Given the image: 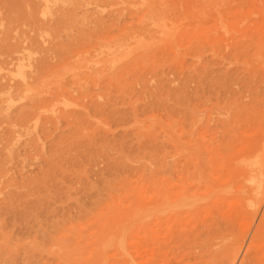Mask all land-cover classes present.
<instances>
[{
    "label": "rangeland",
    "instance_id": "374dc122",
    "mask_svg": "<svg viewBox=\"0 0 264 264\" xmlns=\"http://www.w3.org/2000/svg\"><path fill=\"white\" fill-rule=\"evenodd\" d=\"M205 1L0 0V264H128L130 255L143 264L142 200L163 179L196 192L177 206L185 212L178 228L190 237L202 216L220 222L217 197L234 198L225 211L245 224L249 217L254 229L248 198L264 177V28L259 53L247 31L252 10L250 28L240 23L248 33L230 32L248 54L226 96L215 85L229 68L219 18L234 4ZM164 219L152 264H197L200 250L187 240L179 248Z\"/></svg>",
    "mask_w": 264,
    "mask_h": 264
},
{
    "label": "bare ground",
    "instance_id": "6f19581e",
    "mask_svg": "<svg viewBox=\"0 0 264 264\" xmlns=\"http://www.w3.org/2000/svg\"><path fill=\"white\" fill-rule=\"evenodd\" d=\"M199 2H201V1H199ZM198 2V3H199ZM205 2H208L209 3V1L208 0H206ZM233 2V4L234 5H232V6H230L229 4H226L225 5V9L222 11V14L220 15V23H221V27L223 28V34H224V43L222 44L223 45V48H222V50L225 48V54H224V50H223V53L222 54H224V56H223V58H222V61H223V59H224V61H226V65L227 66H229V68H225L226 70L223 72V76H224V79H225V82L224 81H222V82H224V83H222L221 85H220V83H215V85L216 84H219L217 87H219L220 86V88H224L223 90H222V92H227L228 93V91H226V87H230L229 85H228V83H230V82H232V81H234L235 80V82H236V84H237V75H236V73H237V71H239V68H238V64H241L240 63V61H241V59H244V56L246 55L247 56V54H246V51H243L242 49L244 48V40H241V41H243V45L242 44H240V42H238L239 40L237 39L236 40V38H237V36H236V34H231L232 32H237V33H239V35H241V33H243V35H244V32H241V31H245V30H241L240 29V23H244V25H247V26H249V28H250V25L249 24H251V22L250 21H248V23L246 22L245 23V21H246V19H245V21H244V18L246 17L247 18V20H249V19H252V18H254L253 16H255V19H252L251 21H252V27L250 28V30L252 31V32H250V30H247V31H249V33L252 35V36H250V42H251V45L254 47L255 46V44L256 45H261V43H262V41H261V39H257L258 37H257V34L258 35H260V31L261 30H263V28H264V0H233L232 1ZM234 2H236V3H234ZM203 3V2H202ZM198 4V5H206L205 3L204 4ZM188 5V4H187ZM192 5H193V3H192ZM191 5V6H192ZM195 5V4H194ZM193 5V6H194ZM195 7V6H194ZM193 7H191V9H192ZM204 8H207V6L206 7H204ZM195 9V8H194ZM194 9H192V10H194ZM253 11L254 12V14L255 15H251L248 11ZM196 11H197V9H196ZM192 12V11H191ZM252 12V13H253ZM149 14H150V11L148 12ZM248 13V14H247ZM246 14L249 16L250 15V18L248 17V16H246ZM144 15H145V13H144ZM143 15V16H144ZM251 16H252V18H251ZM147 17H150V15L149 16H147ZM129 18V17H128ZM132 18H133V16H132ZM150 19V18H149ZM154 19V18H153ZM133 21V20H132ZM244 21V22H243ZM142 23H143V21H141ZM219 23V22H218ZM220 23H219V25H220ZM140 24V23H139ZM144 25V24H143ZM146 25H148V24H146ZM135 26V25H134ZM161 26H162V24H161ZM242 26V25H241ZM147 27V26H146ZM242 28V27H241ZM145 29V28H144ZM247 31H245V32H247ZM231 32V33H230ZM248 33V32H247ZM257 33V34H256ZM264 33V32H263ZM262 33V34H263ZM222 34V35H223ZM255 34H256V36H255ZM247 36H249L248 34H247ZM244 37H246V36H244ZM262 38V37H261ZM245 39V38H244ZM247 40H249V39H247ZM219 44H220V42H219ZM264 43H262V47H264V45H263ZM221 45V44H220ZM222 45H221V47H222ZM262 47H261V49H262ZM247 48H248V45H247ZM257 47L255 46V49H256ZM221 50V49H220ZM222 50H221V52H222ZM252 50H253V48H252ZM257 50V49H256ZM258 51V50H257ZM249 52H251L250 50H249ZM245 53V54H244ZM258 53H259V51H258ZM221 54V53H220ZM260 54H262V52L260 53ZM243 56V58H241ZM245 56V57H246ZM220 58V59H221ZM260 60H262V59H260ZM219 61V60H218ZM244 61L245 60H243V63H244ZM222 64V63H221ZM245 64V63H244ZM261 64H263V67H264V63L263 62H261ZM225 65V66H226ZM221 66V65H220ZM209 69V68H208ZM259 69V68H258ZM264 70V69H263ZM245 71V70H244ZM260 71V70H259ZM233 73V74H229V73ZM209 73H210V71H209ZM218 74V73H217ZM222 74V73H221ZM221 74L220 75H217V76H219L221 79L223 78V76L221 77ZM241 74V76H243L242 75V73H240ZM260 74V73H259ZM261 76H262V73L260 74ZM247 76V75H246ZM253 76V75H252ZM245 77V76H244ZM218 78V77H217ZM232 78L234 79V80H232ZM241 78V77H240ZM248 78H250V77H248ZM245 80V79H244ZM252 81V80H251ZM255 81V80H254ZM219 82H220V80H219ZM239 82V81H238ZM263 82V81H262ZM210 83V82H209ZM241 83V82H240ZM245 83V82H244ZM252 83V82H251ZM211 84V83H210ZM227 84V85H226ZM232 84V83H231ZM246 84V83H245ZM261 84V83H260ZM206 85V84H205ZM235 84L233 83V85H231L232 86V88H234L233 86H234ZM244 85V84H243ZM208 86H212V84L211 85H208ZM238 86H241L240 84L238 85ZM213 87V86H212ZM237 87V86H236ZM216 88V87H215ZM243 89H244V87H242ZM209 90H210V88H208ZM207 89V90H208ZM239 89H240V87H239ZM238 89V90H239ZM252 89V88H251ZM263 89V88H262ZM212 90H213V88H212ZM212 90H210L211 92H212ZM217 90V88L215 89V93H217V95H218V90ZM233 90V89H232ZM235 90H237V89H235ZM235 90H234V93H235ZM237 90V92H239V91H243L242 89L241 90H239L238 91ZM256 90V89H255ZM214 91V90H213ZM253 91V90H252ZM261 91V90H260ZM263 91V90H262ZM208 93V92H207ZM239 93H241V92H239ZM214 94V93H213ZM236 94V93H235ZM223 95V94H222ZM224 95H226V93L224 94ZM232 95V94H231ZM221 96V92H219V95H218V98ZM227 96V95H226ZM225 96V97H226ZM211 97H212V95H211ZM224 97V98H225ZM256 97V96H255ZM220 100H222L221 98H220ZM217 101H218V99H217ZM228 101V100H227ZM226 101V102H227ZM219 102V101H218ZM218 102L215 104V105H217L218 104ZM258 102V101H257ZM220 103V102H219ZM221 104V103H220ZM219 104V105H220ZM232 105V104H231ZM210 106V105H209ZM220 107H222V106H220ZM218 105H217V112H216V114H221L222 113V111H224V109L223 108H220ZM225 108V107H224ZM211 109H212V107H211ZM210 109V110H211ZM223 109V110H222ZM206 110V109H205ZM215 110V109H214ZM211 112V111H210ZM226 113V112H225ZM227 114V113H226ZM226 114H224V115H226ZM207 115V114H206ZM223 115V114H222ZM218 117V116H217ZM26 118V117H25ZM210 119L211 120H213L214 118H212V117H210ZM220 119V118H219ZM219 119H216L215 118V120H217V121H219ZM226 119V118H225ZM26 120H27V118H26ZM25 120V121H26ZM223 121V120H222ZM226 122V121H225ZM224 124H226V123H224ZM204 125V124H203ZM215 125V124H214ZM216 126H218V125H216ZM220 126V125H219ZM217 128V127H216ZM221 132V131H220ZM262 133H263V131H262ZM263 135H264V133H263ZM196 139V138H195ZM254 139V138H253ZM252 140V139H251ZM250 140V141H251ZM200 141V140H199ZM255 141V140H254ZM201 142H203V141H201ZM196 143V142H195ZM195 143H194V145H195ZM30 144V143H29ZM38 145H40V144H38ZM237 146V145H236ZM34 147V146H33ZM182 147V146H181ZM165 148V147H164ZM197 149V148H196ZM234 149V148H233ZM236 149V148H235ZM232 150V149H231ZM26 151V150H25ZM247 151V150H246ZM182 152V151H181ZM245 153V152H244ZM184 154V153H183ZM234 154V153H233ZM161 155V154H160ZM166 155V154H165ZM235 155V154H234ZM236 156V155H235ZM167 159V158H166ZM166 159H164V156L162 157V160H164V162L166 161ZM238 159V158H237ZM160 160H161V158H160ZM159 163V162H158ZM158 163H156V164H158ZM169 163V162H168ZM229 163V162H228ZM175 164V163H174ZM179 164V163H178ZM204 164V163H203ZM1 165V164H0ZM166 164H164V166H165ZM184 165V164H183ZM196 165H197V163H196ZM157 166V165H156ZM160 166V165H159ZM159 166H157V168L158 169H160L159 168ZM163 166V164H161V167ZM175 166H176V164H175ZM174 166V167H175ZM204 166H205V164H204ZM1 167H3V166H1ZM167 167H169V166H165V168H167ZM180 167V166H179ZM200 167V165L198 166V168ZM228 167V166H227ZM162 169V168H161ZM160 169V170H161ZM174 169V168H173ZM172 166H171V169H169V171L171 170V174H172ZM177 169V168H176ZM182 169V168H181ZM186 169V168H185ZM188 169V168H187ZM6 170V169H5ZM165 170V169H164ZM163 170V171H164ZM178 170V169H177ZM196 170V169H195ZM200 170V169H199ZM168 171V170H167ZM174 171V170H173ZM183 171V170H182ZM181 171V172H182ZM190 171V170H189ZM192 171V170H191ZM242 171V170H241ZM179 173H180V171H178ZM195 172V171H194ZM196 172H197V170H196ZM166 173H168V172H166ZM184 173H186V172H184L183 171V174ZM198 173V172H197ZM160 174H162V172L160 173ZM160 174H159V176H160ZM171 174H170V176H171ZM173 174H175V172L173 173ZM195 174V173H194ZM201 174V172L199 173V175ZM227 174V173H226ZM167 175H169V174H167ZM176 175V174H175ZM178 175V174H177ZM176 175V176H177ZM225 175V174H224ZM176 176H174V177H176ZM192 176V175H191ZM201 176V175H200ZM258 176V175H257ZM164 177V176H163ZM163 177H161L160 176V179H163ZM173 177V178H174ZM184 177V176H183ZM199 177V176H198ZM159 178V177H158ZM200 178V177H199ZM258 178V177H257ZM167 179V178H166ZM180 179V178H179ZM198 179V178H197ZM155 180H156V178H155ZM169 180V179H168ZM167 180V181H168ZM185 180H186V178H185ZM205 180V179H204ZM227 180V179H226ZM159 181V180H158ZM192 181V180H191ZM209 181V180H208ZM211 181H215V180H211ZM153 182V181H152ZM170 182L171 181H169V183L168 184H170ZM178 182V181H177ZM182 182V181H181ZM180 182V183H181ZM159 183V186L157 185V187H156V190H154L152 193H149V194H145L146 196H144L143 197V204H142V219H141V222H140V225L142 226V234H143V236L141 237L142 239H143V247H144V249H143V251H144V262H143V264H152V263H154L155 262V258H156V255H157V253H159L160 252V241H162V238L163 237H161V235H162V232L163 231H161L160 232V230H159V227H161L163 224H162V220L164 219V218H166V220H169V221H172L173 222V226H175L177 229H176V231H175V236H176V238L178 239V243H176L177 245L179 244V248H180V246H181V244L183 245L184 243L186 244H188V242L190 241H193L192 243H194V244H191L192 246H194L195 247V250L198 248V250H200V252L199 251H197V253L199 252L200 253V255L199 254H197V255H199L198 257L199 258H201L200 260H201V263L202 264H219V262H220V264H222V263H229V264H234V261L236 260V256H238V253H237V251H238V249L241 247L240 246V242H244V237L245 236H247V234L248 233H251L250 235H251V238H250V241H249V243H248V247H247V251H246V255L244 256L245 257V259H241V261H240V264H264V256L263 257H261L260 256V254H259V250H258V248H260V241L262 240V238L264 237L263 235H264V177H262V185H261V188H260V190H259V192H257V193H254V194H252V195H250V197L248 198L249 200H251L252 201V203H253V205L255 206V216L256 215H258L259 216V221H258V223L253 227L254 229H252V226H253V220L251 221V219L249 218V217H247V219H248V221L246 222V224H245V222L243 223V221L240 219V218H242L241 216H240V222L239 221H237L238 219L236 218V216H234V214H233V212L232 213H229L228 214V212L227 211H225V207H224V202H227L226 204H228V202H232L233 203V199L234 198H231V199H227V197L226 198H223V199H221L220 197H217V198H215V199H213L212 200V202H213V206L214 207H212L211 209H214L215 210V214H216V216H217V220L218 221H220L219 223H217V222H215V223H213V222H211L210 220H207L208 218H206V217H204V216H202L203 214H201L200 212H198L202 217L201 218H199L200 219V225L198 226V228L196 229V234L195 233H191V234H193V236H194V234H195V237H190V234L188 235V233H190V232H188V233H185V230H183L184 228H182V230H179V228H178V226L180 225V221H182V217H183V215H185V212H181L180 210H178V208H177V206L179 205V203H181V201L185 198L186 200H187V198H188V196L189 197H191V196H193L194 197V195H195V197H197V195H196V192L195 193H192L193 195H191L190 193V195H188L187 193H188V191H187V189H185L184 188V190H182V189H179L178 188V186L177 187H174V185L176 186V184H174L173 186H170V185H168L167 183H166V180L165 179H163V180H161L160 182H158ZM213 183V182H212ZM215 183H217V181L216 182H214L213 184H215ZM249 183V182H248ZM184 184V183H183ZM199 184V186H200V183H198ZM209 184V183H208ZM207 184V185H208ZM213 184H211L213 187H214V185ZM156 185V184H155ZM182 185V184H181ZM186 185V184H185ZM195 185V184H194ZM193 185V186H194ZM217 185V184H216ZM205 186V185H204ZM185 187H187V186H185ZM189 187V186H188ZM198 186H196V188H197ZM227 187V186H226ZM235 187V186H234ZM152 188H154V187H152ZM206 188H207V186H206ZM229 188V187H228ZM227 188V189H228ZM231 188V187H230ZM233 188V187H232ZM190 189V188H189ZM192 189V191H193V188H191ZM215 189V188H214ZM226 189V190H227ZM234 189V188H233ZM256 189V188H255ZM148 190V189H147ZM150 190V189H149ZM212 190V189H211ZM210 190V191H211ZM219 190V189H218ZM225 190V189H224ZM223 190V191H224ZM222 191V193H225V192H227V191ZM146 191V190H145ZM151 191V190H150ZM191 191V190H190ZM208 192V194H204L203 196H207L208 197V195H210V193H213L212 191L211 192ZM229 191V190H228ZM186 194H187V196H186ZM218 194V193H217ZM199 195H201V194H199ZM211 195H213V194H211ZM221 194H218L217 196H220ZM229 195H230V193H229ZM233 195V194H232ZM203 196L201 195L200 197L201 198H203ZM200 197H199V199H200ZM229 197H232V196H229ZM235 197V196H234ZM236 198V197H235ZM238 199V198H237ZM230 200V201H229ZM189 201V200H188ZM241 201V200H240ZM239 201V202H240ZM211 201H210V203H212ZM189 203V202H188ZM243 204H244V202H242ZM193 204V203H192ZM187 205V204H186ZM185 205V206H186ZM190 205V204H189ZM210 205H212V204H210ZM232 204H230L229 203V206H231ZM181 205H179V207H180ZM193 206H194V204H193ZM235 206H237V205H234L233 207H235ZM240 206V205H239ZM190 207V206H189ZM188 207V208H189ZM196 207H197V205H196ZM199 207L200 208H202L203 207V205L202 206H200L199 205ZM199 207H197L195 210H197L198 211V208ZM191 208V207H190ZM195 208V207H194ZM224 208V209H223ZM186 209V208H185ZM209 209V208H208ZM211 209H210V213L212 212L211 211ZM243 209V208H242ZM230 210V209H229ZM249 210V209H248ZM185 211V210H184ZM205 211H206V209H205ZM224 211V212H223ZM250 211V210H249ZM248 211V212H249ZM195 212V211H194ZM203 212V211H202ZM214 212V211H213ZM228 214V215H226V213ZM229 212H231V211H229ZM251 212V211H250ZM208 213V212H207ZM235 213V212H234ZM212 215L214 214V213H211ZM245 214L247 215V213L245 212ZM135 215V214H134ZM199 215V216H200ZM210 215V214H209ZM243 215V214H242ZM239 216V215H238ZM249 216V215H248ZM185 217V216H184ZM254 217V216H253ZM214 218V217H213ZM245 218H246V216H245ZM211 219H212V217H211ZM242 219H244V218H242ZM127 220H128V218H127ZM138 220V219H137ZM184 220V219H183ZM164 221H165V219H164ZM192 221H193V219H192ZM213 221V220H212ZM245 221H246V219H245ZM139 222V221H138ZM221 223V224H220ZM162 224V225H161ZM214 224H216V225H218L217 227L216 226H214ZM185 225V224H184ZM167 226V225H166ZM140 227V226H139ZM168 227V226H167ZM180 227H181V225H180ZM162 228H163V226H162ZM169 228V227H168ZM172 229H173V227H172ZM185 229H186V226H185ZM251 229H252V231L253 232H251ZM169 230H171V229H169ZM164 231H165V228H164ZM187 231V230H186ZM170 232V231H169ZM194 232V231H193ZM164 234V233H163ZM166 234V233H165ZM174 234V233H173ZM171 235V234H170ZM164 236V235H163ZM167 236V235H166ZM169 236V235H168ZM174 236V235H173ZM171 237V236H170ZM172 238V237H171ZM175 238V239H176ZM191 238H193V240H190ZM141 239V240H142ZM264 239V238H263ZM171 240V239H170ZM174 240V239H173ZM187 240V241H186ZM241 240V241H240ZM175 242L177 241V240H174ZM173 241V242H174ZM179 241H180V243H181V241H186V242H183V243H179ZM226 241H228V242H226ZM164 242V241H163ZM168 242V241H167ZM239 242V243H238ZM165 243V242H164ZM239 244V246H238V244ZM168 244V243H167ZM170 244V243H169ZM167 245L168 247L170 246V245ZM190 244V243H189ZM237 244V246H238V248H236L237 246H235ZM184 246V245H183ZM262 247H263V245H261ZM182 247V246H181ZM194 247H192V250H193V248ZM163 248H164V246H163ZM166 248V247H165ZM185 248H187V245L185 246ZM169 249V248H168ZM189 249V248H188ZM262 249V248H261ZM264 249V248H263ZM157 250L159 251V252H157ZM164 250V249H163ZM183 250V249H182ZM167 251V250H166ZM142 252V251H141ZM165 252V251H164ZM202 252V253H201ZM162 254H164L163 252H161ZM160 253V254H161ZM191 253V252H190ZM126 254H127V252H126ZM221 254V255H220ZM141 255V254H140ZM191 255H192V253H191ZM264 255V254H263ZM131 256V255H130ZM130 256H129V260L131 259V262L129 261V263L131 264V263H137V262H135V260H133L134 258H132V257H134V256H132L131 258H130ZM142 256V257H143ZM162 256V255H161ZM167 256V255H166ZM187 256V255H186ZM196 256V255H195ZM220 256H222V257H224V260L223 259H219V257ZM137 257V256H136ZM159 257V256H158ZM190 258H191V256H189ZM188 257V258H189ZM187 258V259H188ZM139 259V258H138ZM159 259V258H158ZM165 259V258H164ZM191 259H193V256H192V258ZM190 259V260H191ZM161 260V259H160ZM160 260H158V261H160ZM183 260V259H182ZM185 260V259H184ZM200 261L198 258L196 259V258H194L193 259V261ZM166 261V260H165ZM189 261V260H188ZM139 262V261H138ZM179 262H182V261H179ZM197 262V264H199ZM236 262V261H235ZM128 263V264H129ZM190 263H191V261H190ZM141 264V263H140ZM167 264V263H166ZM174 264V263H173ZM176 264V263H175ZM179 264H181V263H179ZM183 264V263H182ZM186 264V263H185ZM188 264V263H187ZM193 264H196L195 262L193 263Z\"/></svg>",
    "mask_w": 264,
    "mask_h": 264
}]
</instances>
